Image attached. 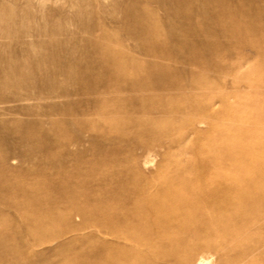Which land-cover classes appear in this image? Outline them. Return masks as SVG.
I'll list each match as a JSON object with an SVG mask.
<instances>
[{
  "label": "rangeland",
  "instance_id": "rangeland-1",
  "mask_svg": "<svg viewBox=\"0 0 264 264\" xmlns=\"http://www.w3.org/2000/svg\"><path fill=\"white\" fill-rule=\"evenodd\" d=\"M1 21L0 264H264V187L236 214L208 181L214 156L264 177V0H0ZM182 178L191 222L164 209Z\"/></svg>",
  "mask_w": 264,
  "mask_h": 264
},
{
  "label": "bare ground",
  "instance_id": "bare-ground-1",
  "mask_svg": "<svg viewBox=\"0 0 264 264\" xmlns=\"http://www.w3.org/2000/svg\"><path fill=\"white\" fill-rule=\"evenodd\" d=\"M209 2V1H208ZM207 3V2H206ZM247 3V2H246ZM205 7V6H203ZM215 12V11H214ZM204 13V12H202ZM204 15V14H203ZM8 16V15H7ZM211 18V16H209ZM208 17V19H209ZM6 18V17H5ZM182 18V17H181ZM4 19V18H3ZM211 19H217L219 20V14L216 13V15H213V17ZM2 20V19H1ZM7 20V19H6ZM216 20V21H217ZM238 21V20H237ZM5 22V21H4ZM4 22H0V23H4ZM235 23V22H234ZM5 25V24H4ZM6 26V25H5ZM224 26V25H223ZM211 27V26H210ZM209 27V28H210ZM216 27V26H215ZM2 28H6V27H2ZM193 28V27H192ZM8 29V28H7ZM7 29H5L6 31H8ZM213 29V28H212ZM4 30V31H5ZM10 30V29H9ZM61 30V29H60ZM53 31V29H52ZM11 32V30H10ZM55 32V31H54ZM234 32V30L232 31V33ZM3 33V32H1ZM238 33V32H237ZM7 34V32H6ZM9 34V33H8ZM178 37V36H176ZM185 37V36H184ZM212 37V36H211ZM234 37V36H233ZM186 39V37H185ZM175 40V38H174ZM183 47V46H182ZM107 58V57H106ZM109 59V58H108ZM22 69V68H21ZM20 70V69H19ZM23 70V69H22ZM67 70V69H66ZM65 70V71H66ZM71 70V69H70ZM20 72V71H19ZM69 72V71H68ZM25 75V71L23 72ZM65 73V72H64ZM256 73V72H255ZM19 74V73H18ZM67 75V74H66ZM74 75V74H73ZM23 76V75H21ZM254 76V74H253ZM28 77V76H27ZM68 77V76H67ZM9 78V76H8ZM7 78V79H8ZM69 78V77H68ZM14 80V78H13ZM23 80V78L21 79ZM25 80V79H24ZM21 82V81H20ZM259 137V136H258ZM214 140H212L211 143L214 144ZM212 145V152L215 151L213 148V144ZM257 147V146H256ZM217 150V148H216ZM211 156V155H210ZM213 159L215 160L216 165L219 166L220 163V159L215 158V156L213 157ZM219 161V162H217ZM215 168L213 175H211V177L208 178V181H213V180H218L222 181L224 184L227 185V187H231L232 189H234L236 191V194L233 196L232 200L233 203L235 204V207L233 208L234 213L236 214H244V210H246V207L243 206L242 201L243 199H246L248 196H250L251 192H253L254 190L258 191L261 187H264V177H262L258 182H256L253 178H252V174L255 171V168H239V167H232L229 170H227L226 172L220 170L221 168ZM228 172V173H227ZM246 173V174H244ZM243 175H246V180L244 179L242 181L241 177ZM163 178V177H162ZM205 179V178H204ZM249 180V181H248ZM158 184V183H157ZM165 186V185H164ZM169 187V193L172 194V196H174L175 201H176V205H170L167 206V208H164L166 213L170 212V211H181L182 212V216L185 217L186 219H188V221H192L193 220V214H191V210L190 209H186L185 208V203H190L192 204V198L195 195V193L197 192L196 186L194 185V183L188 179V178H182L180 180V182L178 184L175 185H170ZM167 189V188H166ZM169 195V194H168ZM214 197V196H213ZM218 200V199H216ZM33 202V201H32ZM223 202V201H222ZM193 205V204H192ZM163 213V212H162ZM161 215V214H160ZM230 215V214H229ZM103 218V217H102ZM114 218V217H112ZM104 219V218H103ZM160 220V219H159ZM137 224L136 225H130V227H128L127 229H123L126 227H123V225H121V222H118L117 220H113V222H111L110 225V229L109 232L110 234L117 236L118 233H123L125 236L131 237L133 239L137 238L138 235H140L145 229H146V224L144 223V221H141L140 219H137ZM217 225H220L222 227V231L225 233H229V231H231L233 228L230 225V218L227 215H219L216 218ZM164 222L162 220L159 221L160 224V232L162 235L167 236V231H166V226H164L163 224ZM106 225V224H105ZM156 229H154L155 231ZM159 230V229H157ZM209 230V229H208ZM197 231H194V234H197ZM155 234V233H154ZM153 234V235H154ZM171 236V235H170ZM169 236V237H170ZM172 237V236H171ZM210 240V239H209ZM139 241V240H138ZM213 242V241H212ZM207 244L211 243L210 241L207 240L206 242ZM214 244V243H213ZM249 248V247H248ZM167 253H172L173 255L177 254V249L175 248L174 245H171V248L169 251L166 250ZM190 254V252H186L185 257H187ZM110 258H108V256L105 259L104 264H108L109 263ZM111 264H125L119 257L115 256L112 261ZM197 264H205L208 263V261L205 258H200L199 260H197L196 262Z\"/></svg>",
  "mask_w": 264,
  "mask_h": 264
}]
</instances>
